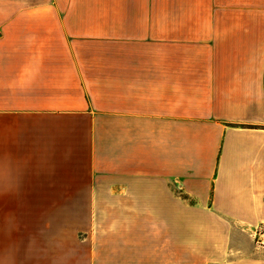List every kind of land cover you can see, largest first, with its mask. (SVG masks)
Returning a JSON list of instances; mask_svg holds the SVG:
<instances>
[{
	"label": "crops",
	"instance_id": "1",
	"mask_svg": "<svg viewBox=\"0 0 264 264\" xmlns=\"http://www.w3.org/2000/svg\"><path fill=\"white\" fill-rule=\"evenodd\" d=\"M264 0H0V264H264Z\"/></svg>",
	"mask_w": 264,
	"mask_h": 264
},
{
	"label": "built area",
	"instance_id": "2",
	"mask_svg": "<svg viewBox=\"0 0 264 264\" xmlns=\"http://www.w3.org/2000/svg\"><path fill=\"white\" fill-rule=\"evenodd\" d=\"M261 234H263V233H261ZM264 235V234H263Z\"/></svg>",
	"mask_w": 264,
	"mask_h": 264
}]
</instances>
